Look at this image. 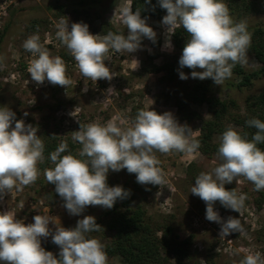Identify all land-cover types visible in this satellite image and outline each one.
I'll return each instance as SVG.
<instances>
[{
  "label": "clouds",
  "instance_id": "obj_1",
  "mask_svg": "<svg viewBox=\"0 0 264 264\" xmlns=\"http://www.w3.org/2000/svg\"><path fill=\"white\" fill-rule=\"evenodd\" d=\"M158 3L167 12L161 22L167 34L164 48L172 49L171 35L175 29L182 27L188 34L179 66L192 69V78H211L220 86L232 76L237 64H247L252 33L245 20H234L224 0ZM121 18L127 35L108 32L100 37L90 33L86 23H72L69 28L68 19H61L56 25L57 39L66 46L85 79L110 81L114 75L105 63L110 52L132 54L141 49L143 38L156 42L157 33L146 18H141L140 9L134 12L123 7ZM22 46L35 57L27 67L32 81L42 85L47 80L65 88L72 83L64 60L52 56L38 34L27 37ZM179 77L189 78L183 71ZM246 125L256 129L251 139L232 126L220 135L217 156L221 163L210 172H201L190 190L205 202L206 219L220 224L222 237L242 233L243 228L238 218L222 220L214 210L215 203L219 201L223 207L240 213L247 198L234 189L227 190L225 185L234 180L239 183L238 178L243 177L254 185V190L264 191V150L258 147L264 143V121L252 118ZM37 132L33 125L18 120L9 107L0 106V198L38 179L45 145ZM71 133L81 149L76 155H61L68 150V144L61 142L49 156L54 167L44 169L43 174L48 183L55 185L64 208L73 216H80L88 206L111 209L118 199L130 195L122 186L108 185L109 170L126 169L136 175L141 185L161 186L165 173L159 167L156 152L194 154L200 148L199 141L192 138L190 126L180 124L171 112L159 114L151 109L139 110L130 126L121 127L113 121L79 123V130ZM33 221L26 224L9 211L0 212V264H108L102 242L89 236L102 228L94 216H83L74 228L58 226L50 216L41 214L35 215ZM50 223L55 225V231ZM49 236L60 249L58 257L41 246V238ZM239 264H264V257L259 252L250 253Z\"/></svg>",
  "mask_w": 264,
  "mask_h": 264
},
{
  "label": "rangeland",
  "instance_id": "obj_2",
  "mask_svg": "<svg viewBox=\"0 0 264 264\" xmlns=\"http://www.w3.org/2000/svg\"><path fill=\"white\" fill-rule=\"evenodd\" d=\"M74 1L83 3L60 9ZM95 1L0 0V57L3 58L0 60V103L15 113L27 111L28 115L22 118L25 124L36 121L61 139H72L71 132L79 130V123L106 124L113 121L126 127L131 125L139 110L151 109L159 114L173 113L180 124L192 128V138L198 140L203 125L201 119L210 120L211 115L207 104H187L186 109L179 113L177 104L186 100L185 93L191 90L199 78L191 77L192 69L180 68L182 51L176 49L173 34L172 49L164 48L167 34L162 19L146 18L147 24L157 33L155 43L143 38L141 49L132 54L109 53L105 63L114 75L110 81L101 79L93 82L81 75L74 58L56 37V25L61 19H68L69 28L72 23H86L90 33L100 37L108 32L127 35L121 10L123 7L131 8L132 0H102L99 4ZM224 2L227 4L226 0ZM235 20H245L247 25L264 27V13L247 12L240 18L236 16ZM8 25L10 28L2 38ZM32 34L40 36L41 43L52 56L64 60L67 77L72 82L66 88L52 85L47 80L42 85L32 81L27 67L35 57L22 46ZM244 66L249 72L262 67L253 55H248V62ZM153 67L158 71L151 72ZM180 71L189 78L180 79ZM109 88L112 90L107 91ZM263 91L264 79H260L252 87L242 89L230 87L225 82L220 86L214 83L210 95L234 102L235 106L230 110L233 115H245L249 101L255 100ZM191 111L198 113L201 119L183 120V116ZM121 121L125 123L121 124ZM225 126L241 131L232 124L230 118L225 121ZM219 137H214L213 144L217 147ZM217 151L208 154L200 149L194 154L156 152L159 167L165 173V183L161 186L142 185L145 189L155 188L148 195L145 207L148 217L157 228L172 226L175 238L190 240L193 260L188 261V264H239L245 255L256 252L264 257V204L261 207L256 204L258 194L250 181L239 177V183L234 180L225 185L227 190L234 189L238 195H246L240 213L223 207L219 201L214 205V210L222 220L226 221L228 217L240 219L243 232H232L225 237L220 236V224L206 219L205 202L190 193L195 178L201 172H210L221 163ZM41 165L38 164L40 175L34 183L3 194L0 212L9 211L26 224L33 223L35 215L50 216L58 226L61 224L65 228H74L83 216L91 215L98 219L104 213L105 208L102 206H88L80 216L70 215L63 206V200L55 192V185L45 179ZM124 172L128 171L109 170L108 178L117 182L122 179ZM49 227L55 231L54 224L50 223ZM158 236L162 238L163 231H159ZM99 239L103 245L108 241L103 237ZM50 241L51 236L41 238V246ZM59 251L56 248L51 252L58 256ZM164 259L163 263H166L168 257ZM108 264H122V259L110 257Z\"/></svg>",
  "mask_w": 264,
  "mask_h": 264
},
{
  "label": "trees",
  "instance_id": "obj_3",
  "mask_svg": "<svg viewBox=\"0 0 264 264\" xmlns=\"http://www.w3.org/2000/svg\"><path fill=\"white\" fill-rule=\"evenodd\" d=\"M226 1L234 20L236 16L240 18L247 12L264 13V0ZM102 2V0L95 1L96 4ZM69 3L61 6L60 9L65 10L69 6L76 5V3L79 6L83 1L81 3L76 1ZM131 8L134 12L136 9H140L141 18L161 20L167 14L166 10L159 6L158 0H132ZM9 28L10 25L5 28L2 38L6 36ZM248 31L252 33L248 55H253L262 67L258 71L249 72L244 65L237 64L232 70V76L224 82L228 86L238 89L252 87L257 80L264 79V27L248 25ZM188 38V34L182 27L175 29L173 43L176 49L183 51ZM172 70L170 69V71ZM150 71L154 72L158 69L153 67ZM213 84L211 78L198 79L191 90L185 93L184 98L186 100L177 104L180 114L186 109L187 104L208 105L211 115L210 120L201 119V116L195 111L185 114L182 118L183 120L201 119L203 121L201 136L198 141L200 143L199 149L206 154L218 150V147L213 144L214 137L221 135L227 129L225 121L228 118H230L232 124L241 129L239 132L241 135L247 134L248 139H251L256 129L248 127L246 121L252 118L264 121V91L255 100L249 101L245 115H233L230 110L235 106L234 102L231 103L210 95ZM0 106H3V104L0 103ZM37 108L41 110L40 107ZM25 112L27 111H18L16 118L18 120L24 118ZM31 124L38 129L37 135L40 136L45 145V159L41 165L43 170L54 167L49 156L61 142L68 144V150L61 155L69 153L76 155L82 147L70 137L61 139L58 135L49 133L47 129L43 128L42 124L39 125L36 121H32ZM258 147L264 150V143L259 144ZM125 173H123L122 179H118L117 182L108 178L107 183L110 187L122 186L125 190L130 191V195L123 200L118 199L111 209H105L104 213L96 219L97 224L102 228L99 231L90 233L89 236L99 241V237L107 239L108 241L104 247L108 258L120 257L122 264H188V261L193 260L190 240L175 238L172 226L163 229L157 228L147 215L145 207L147 197L155 191V188L145 189L137 183L134 173ZM257 194L255 202L261 207L264 204V191H257ZM159 231H163L162 238L158 236ZM43 248L51 252L59 247L50 241ZM166 255L168 259L166 263H163L164 258H167Z\"/></svg>",
  "mask_w": 264,
  "mask_h": 264
}]
</instances>
